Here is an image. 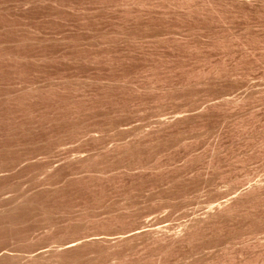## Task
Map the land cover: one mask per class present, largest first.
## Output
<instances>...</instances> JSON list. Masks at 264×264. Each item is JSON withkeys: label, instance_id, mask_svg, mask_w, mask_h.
<instances>
[{"label": "rangeland", "instance_id": "374dc122", "mask_svg": "<svg viewBox=\"0 0 264 264\" xmlns=\"http://www.w3.org/2000/svg\"><path fill=\"white\" fill-rule=\"evenodd\" d=\"M240 1L0 0V264H264Z\"/></svg>", "mask_w": 264, "mask_h": 264}, {"label": "bare ground", "instance_id": "6f19581e", "mask_svg": "<svg viewBox=\"0 0 264 264\" xmlns=\"http://www.w3.org/2000/svg\"><path fill=\"white\" fill-rule=\"evenodd\" d=\"M229 1H230V0H229ZM241 1H242V0H241ZM241 1H240V2H241ZM261 2H262V1H261ZM238 3H239V2H238ZM230 4H231V2H230ZM233 4H234V3H233ZM236 4H237V3H236ZM239 4H240V3H239ZM202 7H203V6H202ZM260 190H261V189H260ZM258 191H259V190H258ZM258 191H257V192H258ZM258 194H259V193H258ZM253 195H254V193H253ZM259 195H260V194H259ZM255 196H256V195H255ZM212 214H213V213H212ZM215 214H216V213H215ZM225 217H226V216H225ZM205 221H207V220H205ZM214 221H215V220H214ZM199 222H200V221H199ZM197 224H198V223H197ZM199 224H200V223H199ZM194 225H195V224H194ZM201 225H203V223H201ZM199 226H200V225H199ZM190 227H191V226H190ZM188 228H189V227H188ZM195 228H196V226H195ZM187 230H188V229H187ZM191 230H192V229H191ZM194 230H195V229H194ZM188 232H190V231H188ZM149 235H152V234L150 233ZM154 235H155V234H154ZM134 236H135V235H134ZM134 236H133V237H134ZM136 236H137V235H136ZM140 236H141V235H140ZM140 236L138 235L136 238H139ZM156 236H157V235H156ZM160 236H161V235H160ZM165 236H166V235H165ZM133 237H130L131 240L135 239V238H133ZM148 237H149V236H148ZM161 237H162V236H161ZM179 237H180V236H179ZM128 238H129V237H128ZM128 238H127V239H128ZM132 238H133V239H132ZM175 238H176V237H175ZM122 239H123L122 241H124V240L126 239V237H124V238H122ZM127 239H126L125 241H127ZM154 239H155V238H154ZM181 239H182V237H181ZM128 240H129V239H128ZM163 240H164V239H163ZM171 240H172V239H171ZM171 240H170V241H171ZM119 241H120V240H119ZM165 241H166V240H165ZM175 241H176V240H175ZM163 242H164V241H163ZM163 242H162V243H163ZM92 243H94V242L92 241ZM95 243H96V242H95ZM102 243H103V241H102ZM106 243H107V242H106ZM109 243H110V242H109ZM115 243H116V242H115ZM167 243H168V242H167ZM69 244H70V243H69ZM69 244L67 243V245H69ZM71 244H73V242H72ZM123 244H124V243H123ZM160 244H161V243H160ZM77 245H78V244H77ZM74 246H75V244H74ZM120 246H121V245H120ZM70 247L72 248V246H70ZM70 247H69V248H70ZM76 247H77V246H76ZM71 248H70V249H71ZM74 248H75V247H74ZM113 249H114V248H112V250H113ZM67 250H68V249H67ZM54 253H55V252H54ZM61 253H62V252H61ZM56 254H57V253H56ZM52 256H55V255H52ZM58 256H59V255H58ZM36 258H37V257H36ZM55 258H56V257H55ZM111 258H112V257H111ZM39 259H40V258H39ZM113 259H114V258H113ZM50 260H52V259H50ZM54 260H55V259L53 258V261H54ZM55 261H56V260H55ZM59 262H60V261H59ZM71 262H72V261H71ZM109 262H110V260H109ZM50 263L52 264V261H51V262L49 261L48 264H50ZM53 263H55V262H53ZM69 263H70V262H69ZM111 263H112V262H111Z\"/></svg>", "mask_w": 264, "mask_h": 264}]
</instances>
